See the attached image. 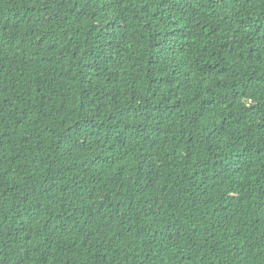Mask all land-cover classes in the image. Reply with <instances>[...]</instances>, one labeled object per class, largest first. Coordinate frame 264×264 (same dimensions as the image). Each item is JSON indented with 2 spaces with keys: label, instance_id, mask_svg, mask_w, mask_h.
Segmentation results:
<instances>
[{
  "label": "trees",
  "instance_id": "obj_1",
  "mask_svg": "<svg viewBox=\"0 0 264 264\" xmlns=\"http://www.w3.org/2000/svg\"><path fill=\"white\" fill-rule=\"evenodd\" d=\"M0 264H264V0H0Z\"/></svg>",
  "mask_w": 264,
  "mask_h": 264
}]
</instances>
